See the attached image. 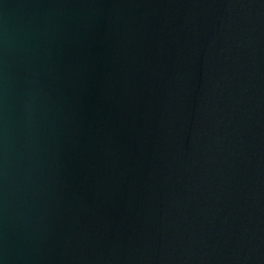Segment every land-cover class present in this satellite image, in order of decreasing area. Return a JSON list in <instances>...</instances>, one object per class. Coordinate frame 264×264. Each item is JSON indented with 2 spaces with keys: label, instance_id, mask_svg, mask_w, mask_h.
I'll return each instance as SVG.
<instances>
[{
  "label": "water",
  "instance_id": "water-1",
  "mask_svg": "<svg viewBox=\"0 0 264 264\" xmlns=\"http://www.w3.org/2000/svg\"><path fill=\"white\" fill-rule=\"evenodd\" d=\"M0 264H264V0H0Z\"/></svg>",
  "mask_w": 264,
  "mask_h": 264
}]
</instances>
